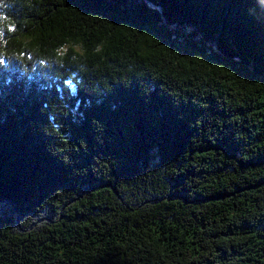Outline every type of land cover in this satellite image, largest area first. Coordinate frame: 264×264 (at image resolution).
Masks as SVG:
<instances>
[{
	"label": "trees",
	"instance_id": "1",
	"mask_svg": "<svg viewBox=\"0 0 264 264\" xmlns=\"http://www.w3.org/2000/svg\"><path fill=\"white\" fill-rule=\"evenodd\" d=\"M0 264H264V0H3Z\"/></svg>",
	"mask_w": 264,
	"mask_h": 264
},
{
	"label": "clouds",
	"instance_id": "2",
	"mask_svg": "<svg viewBox=\"0 0 264 264\" xmlns=\"http://www.w3.org/2000/svg\"><path fill=\"white\" fill-rule=\"evenodd\" d=\"M7 5H5L4 3H3V0H0V7H6ZM3 13L2 12H0V17H3Z\"/></svg>",
	"mask_w": 264,
	"mask_h": 264
},
{
	"label": "snow or ice",
	"instance_id": "3",
	"mask_svg": "<svg viewBox=\"0 0 264 264\" xmlns=\"http://www.w3.org/2000/svg\"><path fill=\"white\" fill-rule=\"evenodd\" d=\"M0 35H2V33H0ZM0 62H2V61H0Z\"/></svg>",
	"mask_w": 264,
	"mask_h": 264
}]
</instances>
